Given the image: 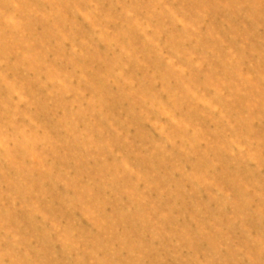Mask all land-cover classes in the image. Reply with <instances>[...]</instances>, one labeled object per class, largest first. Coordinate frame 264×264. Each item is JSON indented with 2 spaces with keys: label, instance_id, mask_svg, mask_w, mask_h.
Wrapping results in <instances>:
<instances>
[{
  "label": "rangeland",
  "instance_id": "374dc122",
  "mask_svg": "<svg viewBox=\"0 0 264 264\" xmlns=\"http://www.w3.org/2000/svg\"><path fill=\"white\" fill-rule=\"evenodd\" d=\"M0 264H264V0H0Z\"/></svg>",
  "mask_w": 264,
  "mask_h": 264
}]
</instances>
